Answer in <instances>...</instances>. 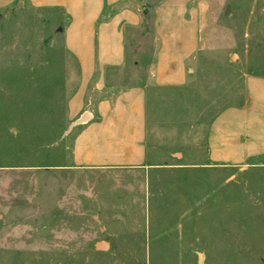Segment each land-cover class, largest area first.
Returning a JSON list of instances; mask_svg holds the SVG:
<instances>
[{"label": "rangeland", "instance_id": "obj_1", "mask_svg": "<svg viewBox=\"0 0 264 264\" xmlns=\"http://www.w3.org/2000/svg\"><path fill=\"white\" fill-rule=\"evenodd\" d=\"M201 1L182 87L153 82L152 17L129 36L116 79L149 85L137 169L74 167L68 101L80 73L65 16L27 0L0 10V264H264V163L207 154L213 118L264 76V0Z\"/></svg>", "mask_w": 264, "mask_h": 264}, {"label": "crops", "instance_id": "obj_2", "mask_svg": "<svg viewBox=\"0 0 264 264\" xmlns=\"http://www.w3.org/2000/svg\"><path fill=\"white\" fill-rule=\"evenodd\" d=\"M18 0H0V10ZM25 1V0H20ZM65 16V47L79 66V83L69 98V119L77 124L72 158L78 169H137L148 163V83L116 79L127 62V43L143 25L145 0H27ZM201 0H161L151 10L157 50L153 82L186 83L203 28ZM211 164L264 163V76L250 75L246 97L222 109L207 133Z\"/></svg>", "mask_w": 264, "mask_h": 264}, {"label": "trees", "instance_id": "obj_3", "mask_svg": "<svg viewBox=\"0 0 264 264\" xmlns=\"http://www.w3.org/2000/svg\"><path fill=\"white\" fill-rule=\"evenodd\" d=\"M160 1H158L157 3H159ZM157 3H155L154 5H156ZM154 5L152 6L150 4V2L146 1V0H145V2H143V4H142V7H143V9H142L143 25L148 24L150 17L153 16V13L151 12L150 9H152L154 7ZM157 86H159V85H157ZM182 86L183 85H181V86H168V87H182Z\"/></svg>", "mask_w": 264, "mask_h": 264}, {"label": "water", "instance_id": "obj_4", "mask_svg": "<svg viewBox=\"0 0 264 264\" xmlns=\"http://www.w3.org/2000/svg\"><path fill=\"white\" fill-rule=\"evenodd\" d=\"M19 4H20V2H19ZM0 18H1V15H0ZM90 117H91V114L90 113H85L79 120H77L76 122L72 123V125L75 126L77 124L83 123V122L89 120ZM96 247L104 250V249H107L108 244L105 241H100L96 245ZM199 264H205L203 257H200L199 258Z\"/></svg>", "mask_w": 264, "mask_h": 264}]
</instances>
